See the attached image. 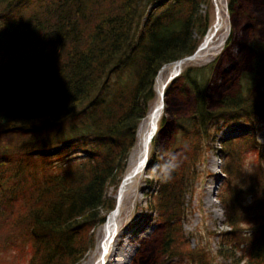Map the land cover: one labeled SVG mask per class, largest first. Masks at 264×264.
Listing matches in <instances>:
<instances>
[{
    "label": "trees",
    "instance_id": "trees-1",
    "mask_svg": "<svg viewBox=\"0 0 264 264\" xmlns=\"http://www.w3.org/2000/svg\"><path fill=\"white\" fill-rule=\"evenodd\" d=\"M209 3L0 0V235L19 262L81 264L95 247L96 230L115 207L109 191L117 192L156 98L157 73L196 51ZM238 3L230 0L232 14ZM251 48L252 70L215 108L206 67H188L166 87V96L174 87L191 93L194 104L174 124L167 162L159 136L152 142L147 174L166 166L150 202L162 232L157 264H217L204 247H191L183 221L199 164L235 124L250 132L221 144L219 200L230 227L220 232L221 253L232 264L264 263V143L256 136L264 125V92L257 91L264 43Z\"/></svg>",
    "mask_w": 264,
    "mask_h": 264
},
{
    "label": "rangeland",
    "instance_id": "rangeland-1",
    "mask_svg": "<svg viewBox=\"0 0 264 264\" xmlns=\"http://www.w3.org/2000/svg\"><path fill=\"white\" fill-rule=\"evenodd\" d=\"M229 5L230 0H224L225 28L217 34L215 42L212 44L215 53L203 61L190 64L184 68L185 70L188 67H206L205 77H208V74L210 77L209 96L212 108L216 107L218 99L223 94L239 89V77L242 72L252 70L253 51L251 45L255 42L264 43V0H239L233 14L230 12ZM202 8L203 13L209 14L208 32L214 20L213 0H210L209 4H204ZM208 66L209 68H207ZM159 71L154 86L156 98L151 103L150 109L157 101L156 84ZM257 91L259 93L264 92V81L258 85ZM165 97L166 104L162 116L166 117V124L163 128L159 125L156 134V137L159 136L162 147L160 155L162 162H167L170 158V152L166 150L174 144L176 120L187 116L194 104L193 95L191 93L184 95L177 87H174L171 94L165 95ZM247 130L246 124H237L226 126L225 130L218 133L212 148L206 153V160L198 166L201 176L196 180L193 192L187 196L189 215L184 219L183 226L189 237L191 247H204L212 255L213 262L217 264H232L233 261L232 258L221 253L225 252L226 247L220 245V232L228 230L230 227L225 223V208L219 200L221 184L226 176L222 169L223 160L218 155L220 149L225 153L227 152V148L225 149V146L222 148L221 144L236 139V135H245ZM256 136L260 143H264V125L260 127ZM136 148L137 144L130 154L129 163L135 156ZM165 170L166 166L163 164L154 169L152 176H149L146 170L137 185L138 200L136 205L132 206L131 198H127L126 209H124L122 216L124 221L121 226L122 228L128 227V229L118 236L117 243L121 245L126 242L131 246H129L131 256L128 264H157L162 259L160 254L162 236L160 221L150 202L152 198H155L154 193L157 190L158 181L164 176ZM148 179L153 181L152 185L147 182ZM115 194L116 192L111 188L109 195L115 197ZM208 198L212 200L210 204L207 201ZM98 230L99 227L96 230L95 247L89 250L81 264H95L93 257L98 243ZM5 236V233L0 235V264H24L23 259L22 262H19L20 258L11 254L12 247L2 246ZM128 236L130 237L127 238ZM237 257L238 255H236ZM240 264L248 263L241 261Z\"/></svg>",
    "mask_w": 264,
    "mask_h": 264
},
{
    "label": "bare ground",
    "instance_id": "bare-ground-1",
    "mask_svg": "<svg viewBox=\"0 0 264 264\" xmlns=\"http://www.w3.org/2000/svg\"><path fill=\"white\" fill-rule=\"evenodd\" d=\"M213 2L215 7L214 20L196 51L190 56L164 65L159 71L156 84L157 101L149 110V113L139 127L135 156L132 162L129 163L115 194V207L107 215L105 221L99 226L98 243L93 257L95 264L129 263L131 256L129 248L131 246L126 244V242L121 245L117 243L118 236L128 229V227L122 228L121 226L124 221V219L122 220V216L124 214V209H126V201L127 198L130 197L132 206H135L137 203V185L139 179L147 169L152 142L159 130L160 121L166 104L164 93L168 79L172 76L176 77L181 74L186 66L203 61L215 53L213 52L214 47L212 44L215 42L217 34L225 28V7L224 0H213ZM247 128V131L250 132V128L248 126ZM208 191L210 192V190ZM207 201L210 204L212 200L208 198ZM129 214L131 215L130 212ZM129 237L130 236L127 238Z\"/></svg>",
    "mask_w": 264,
    "mask_h": 264
},
{
    "label": "water",
    "instance_id": "water-1",
    "mask_svg": "<svg viewBox=\"0 0 264 264\" xmlns=\"http://www.w3.org/2000/svg\"><path fill=\"white\" fill-rule=\"evenodd\" d=\"M173 78H175L174 76H172V77H170L169 79H168V81H167V84L169 83V82H171V79H173ZM167 86V85H166ZM164 95H165V93H164Z\"/></svg>",
    "mask_w": 264,
    "mask_h": 264
},
{
    "label": "built area",
    "instance_id": "built-area-1",
    "mask_svg": "<svg viewBox=\"0 0 264 264\" xmlns=\"http://www.w3.org/2000/svg\"><path fill=\"white\" fill-rule=\"evenodd\" d=\"M219 157V156H218ZM221 160H223L222 158H221Z\"/></svg>",
    "mask_w": 264,
    "mask_h": 264
}]
</instances>
